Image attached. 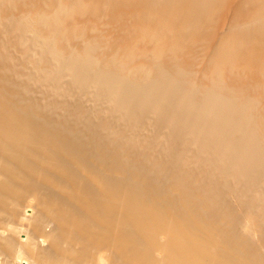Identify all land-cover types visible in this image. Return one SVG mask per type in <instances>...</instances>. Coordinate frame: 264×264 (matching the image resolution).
Here are the masks:
<instances>
[{
	"label": "bare ground",
	"instance_id": "obj_1",
	"mask_svg": "<svg viewBox=\"0 0 264 264\" xmlns=\"http://www.w3.org/2000/svg\"><path fill=\"white\" fill-rule=\"evenodd\" d=\"M0 264H264V0H0Z\"/></svg>",
	"mask_w": 264,
	"mask_h": 264
}]
</instances>
